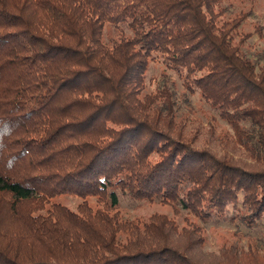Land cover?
<instances>
[{
	"label": "trees",
	"instance_id": "obj_1",
	"mask_svg": "<svg viewBox=\"0 0 264 264\" xmlns=\"http://www.w3.org/2000/svg\"><path fill=\"white\" fill-rule=\"evenodd\" d=\"M231 6L0 0V264H264L252 248L201 252L194 221L118 206L120 193L203 221L228 205L247 227L263 216L264 50ZM168 72L233 129L220 152L177 113Z\"/></svg>",
	"mask_w": 264,
	"mask_h": 264
},
{
	"label": "rangeland",
	"instance_id": "obj_2",
	"mask_svg": "<svg viewBox=\"0 0 264 264\" xmlns=\"http://www.w3.org/2000/svg\"><path fill=\"white\" fill-rule=\"evenodd\" d=\"M231 11L234 14L241 11L251 12L241 25L243 31L252 33V36L248 40V49L251 53L264 50V0H232ZM161 69L159 65L151 64L147 71V79L160 81L161 77L159 73ZM169 74L171 79L175 81L174 90L178 106L177 113L181 117H187L188 122L199 120L201 133L211 131L213 139L210 144L212 149L220 152L225 141H221V144L219 142L225 137V135H221V132H227V134L225 133L226 137L230 138L233 135V129L225 121L218 118L213 109L200 100L198 94H183L180 80L177 79L174 73L170 72ZM210 126L212 129L209 130ZM229 144L232 146V142ZM226 149L228 153H232L234 156L245 157L243 149L237 145L233 149L227 146ZM118 196L119 210L126 218L146 217L152 213H163L174 218L180 226L189 220L200 225L203 229L204 243L201 250L203 253L219 254L222 247L239 246L243 250H248V248L256 249L261 255H264V214L257 225L247 227L237 219H230L231 205H228L225 217L219 219L210 218L203 221L189 213L188 210H175L173 206L160 203L156 200L132 199L120 193ZM67 201L70 204H74L77 200L68 198Z\"/></svg>",
	"mask_w": 264,
	"mask_h": 264
}]
</instances>
